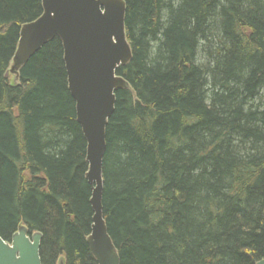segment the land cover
Listing matches in <instances>:
<instances>
[{"label": "trees", "instance_id": "16d2710c", "mask_svg": "<svg viewBox=\"0 0 264 264\" xmlns=\"http://www.w3.org/2000/svg\"><path fill=\"white\" fill-rule=\"evenodd\" d=\"M102 214L120 264L264 259V0H123ZM41 0H0V237L42 235L41 264L89 252L86 143L55 38L5 78Z\"/></svg>", "mask_w": 264, "mask_h": 264}, {"label": "water", "instance_id": "95a60500", "mask_svg": "<svg viewBox=\"0 0 264 264\" xmlns=\"http://www.w3.org/2000/svg\"><path fill=\"white\" fill-rule=\"evenodd\" d=\"M42 14L24 24L10 68L15 76L48 42L57 38L63 48L67 87L75 103L76 122L86 142L85 175L92 187V224L86 244L97 264H120L102 214V164L106 149L105 130L113 114L115 93L129 89L115 75L131 59L124 30L123 0H41ZM41 234L31 236L24 226L9 242L0 237V264H41ZM58 264H63L59 261ZM256 264H264V259Z\"/></svg>", "mask_w": 264, "mask_h": 264}, {"label": "rangeland", "instance_id": "374dc122", "mask_svg": "<svg viewBox=\"0 0 264 264\" xmlns=\"http://www.w3.org/2000/svg\"><path fill=\"white\" fill-rule=\"evenodd\" d=\"M6 78H7V80H9L11 82H14L15 81V76L12 75V74H8Z\"/></svg>", "mask_w": 264, "mask_h": 264}, {"label": "bare ground", "instance_id": "6f19581e", "mask_svg": "<svg viewBox=\"0 0 264 264\" xmlns=\"http://www.w3.org/2000/svg\"><path fill=\"white\" fill-rule=\"evenodd\" d=\"M105 142H106V141H105ZM85 143H86V142H85ZM27 231H28V230H27ZM35 233H39V232H35ZM35 233H29V232H28V235L31 236V235H33V234H35ZM39 234H40V233H39ZM41 236H42V235H41ZM41 240H42V239H41ZM40 242H41V241H40ZM89 252H90V251H89ZM60 261H62V260H60ZM62 262H63V261H62Z\"/></svg>", "mask_w": 264, "mask_h": 264}, {"label": "flooded vegetation", "instance_id": "af4514ba", "mask_svg": "<svg viewBox=\"0 0 264 264\" xmlns=\"http://www.w3.org/2000/svg\"><path fill=\"white\" fill-rule=\"evenodd\" d=\"M6 242H8V241H6Z\"/></svg>", "mask_w": 264, "mask_h": 264}]
</instances>
